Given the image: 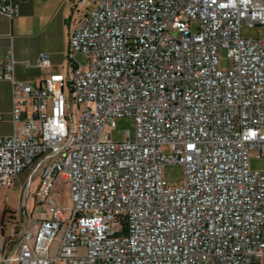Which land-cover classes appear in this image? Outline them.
I'll return each mask as SVG.
<instances>
[{"label": "built area", "instance_id": "built-area-1", "mask_svg": "<svg viewBox=\"0 0 264 264\" xmlns=\"http://www.w3.org/2000/svg\"><path fill=\"white\" fill-rule=\"evenodd\" d=\"M21 1L0 0V14L15 18ZM242 25L264 27V0H95L71 33L69 77L16 80L8 52L0 188L36 167V203L60 178L71 205L12 222L0 260L18 236L17 264H264V172L248 165L250 149L264 157V36L242 38ZM122 116L135 137L113 141ZM173 165L182 186L162 176Z\"/></svg>", "mask_w": 264, "mask_h": 264}, {"label": "crops", "instance_id": "crops-1", "mask_svg": "<svg viewBox=\"0 0 264 264\" xmlns=\"http://www.w3.org/2000/svg\"><path fill=\"white\" fill-rule=\"evenodd\" d=\"M68 0H22L18 5L17 16L13 19L0 14V64L5 62L11 51L16 61L14 77L37 86L51 73H61L68 62L69 40L75 26L78 25L73 13L69 9ZM68 4V5H67ZM46 53L49 65H36L38 55ZM12 92L10 82L0 81V137L11 136ZM258 158L259 156L257 151ZM36 167L24 171L34 173ZM23 171V172H24ZM39 172L36 175L39 178ZM22 172L14 181H22ZM15 219H14V218ZM13 222L20 226L27 223L17 218L13 213ZM9 239L11 233L1 232ZM18 236H13L8 244L6 260L0 264H17L14 257L17 254Z\"/></svg>", "mask_w": 264, "mask_h": 264}, {"label": "rangeland", "instance_id": "rangeland-1", "mask_svg": "<svg viewBox=\"0 0 264 264\" xmlns=\"http://www.w3.org/2000/svg\"><path fill=\"white\" fill-rule=\"evenodd\" d=\"M69 9L73 13L77 23L83 15L89 12L95 6V0H68ZM68 5V4H67ZM192 30H195V26L192 25ZM242 38H261L264 36L263 26H241ZM73 65L79 66L84 69L86 59L80 53H75L73 56H69ZM69 60V59H68ZM63 71L65 77H69L72 66L67 62ZM231 67V62L227 57L220 54L218 60V68L221 70H228ZM64 92L68 97L71 96L70 90L65 85ZM71 111L76 112L77 107L71 104ZM136 124L132 117H118L114 119V128L110 131L111 139L113 141H125V132H128L130 139L135 137ZM162 151L166 154L169 153V148L166 146L162 147ZM256 149H250L248 152V165L252 171L264 172V157L258 158ZM33 174L28 171L22 172V181H14L12 186L0 188V235L1 232L11 233V223L14 221L13 213L17 218L24 220L26 223L30 219L37 221L47 217L48 208L51 206V202L55 206L62 208L71 205L70 202V191L68 188V182L64 179H57L52 185L50 202L44 204H37L35 200V192L38 184L40 183L39 178L36 175V170H33ZM183 170L179 165L164 166L162 168V176L170 184L183 185L184 177ZM14 219H13V218ZM12 234V233H11ZM54 247L52 243L51 249ZM79 253H83V249L79 250Z\"/></svg>", "mask_w": 264, "mask_h": 264}, {"label": "trees", "instance_id": "trees-1", "mask_svg": "<svg viewBox=\"0 0 264 264\" xmlns=\"http://www.w3.org/2000/svg\"><path fill=\"white\" fill-rule=\"evenodd\" d=\"M69 65L71 66V63H70V61H69Z\"/></svg>", "mask_w": 264, "mask_h": 264}]
</instances>
